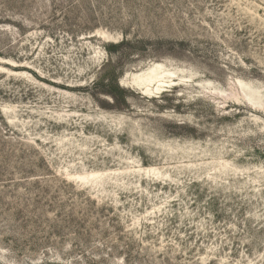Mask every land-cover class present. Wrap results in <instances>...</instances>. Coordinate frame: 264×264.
I'll return each instance as SVG.
<instances>
[{
  "label": "rangeland",
  "instance_id": "obj_1",
  "mask_svg": "<svg viewBox=\"0 0 264 264\" xmlns=\"http://www.w3.org/2000/svg\"><path fill=\"white\" fill-rule=\"evenodd\" d=\"M0 264H264V0H0Z\"/></svg>",
  "mask_w": 264,
  "mask_h": 264
},
{
  "label": "bare ground",
  "instance_id": "obj_2",
  "mask_svg": "<svg viewBox=\"0 0 264 264\" xmlns=\"http://www.w3.org/2000/svg\"><path fill=\"white\" fill-rule=\"evenodd\" d=\"M155 69V68H154ZM151 70V69H150ZM151 73V72H150Z\"/></svg>",
  "mask_w": 264,
  "mask_h": 264
},
{
  "label": "trees",
  "instance_id": "obj_3",
  "mask_svg": "<svg viewBox=\"0 0 264 264\" xmlns=\"http://www.w3.org/2000/svg\"><path fill=\"white\" fill-rule=\"evenodd\" d=\"M118 89V88H117ZM118 91V90H117Z\"/></svg>",
  "mask_w": 264,
  "mask_h": 264
}]
</instances>
